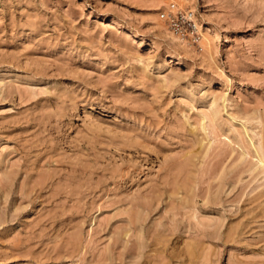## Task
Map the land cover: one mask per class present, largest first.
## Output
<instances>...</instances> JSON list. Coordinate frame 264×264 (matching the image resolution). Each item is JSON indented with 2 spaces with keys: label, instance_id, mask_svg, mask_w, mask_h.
Here are the masks:
<instances>
[{
  "label": "rangeland",
  "instance_id": "rangeland-1",
  "mask_svg": "<svg viewBox=\"0 0 264 264\" xmlns=\"http://www.w3.org/2000/svg\"><path fill=\"white\" fill-rule=\"evenodd\" d=\"M259 159L264 0H0V264H264Z\"/></svg>",
  "mask_w": 264,
  "mask_h": 264
},
{
  "label": "built area",
  "instance_id": "built-area-1",
  "mask_svg": "<svg viewBox=\"0 0 264 264\" xmlns=\"http://www.w3.org/2000/svg\"><path fill=\"white\" fill-rule=\"evenodd\" d=\"M159 18L165 20L169 29L182 38L197 39L199 34L193 16L188 11H181L174 3L168 5V11H160Z\"/></svg>",
  "mask_w": 264,
  "mask_h": 264
},
{
  "label": "bare ground",
  "instance_id": "bare-ground-1",
  "mask_svg": "<svg viewBox=\"0 0 264 264\" xmlns=\"http://www.w3.org/2000/svg\"><path fill=\"white\" fill-rule=\"evenodd\" d=\"M203 41L206 42V39L204 38ZM205 42H202L203 46L206 44ZM258 162H259L260 165L264 166V159H259Z\"/></svg>",
  "mask_w": 264,
  "mask_h": 264
}]
</instances>
